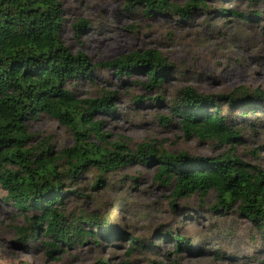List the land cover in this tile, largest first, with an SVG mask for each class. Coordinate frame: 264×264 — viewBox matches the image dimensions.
I'll return each mask as SVG.
<instances>
[{
    "label": "rangeland",
    "instance_id": "obj_1",
    "mask_svg": "<svg viewBox=\"0 0 264 264\" xmlns=\"http://www.w3.org/2000/svg\"><path fill=\"white\" fill-rule=\"evenodd\" d=\"M58 1L63 8V42L71 52L87 54L92 64L156 49L173 66L161 86L149 90L135 82H144V75L124 80L112 69L100 67L92 80L69 81L78 97L116 92L114 111L95 114L109 140H119L130 151L140 143L202 156H217L229 149L228 144L217 141L185 138L176 119L164 125L160 116H171L167 101L182 86L204 94L229 92L239 86L264 91V0H204L206 6L187 17L170 11L145 13L142 7L127 8L125 0ZM167 1L181 6L186 0ZM79 19L86 24L75 29ZM158 95L160 103L153 99ZM135 96L145 100L135 102ZM260 105L246 117L239 108L228 110L224 104L222 111L233 119L232 127L240 129L235 154L264 168V102ZM26 124L32 135L30 145L49 141L56 153L73 145L72 132L47 114ZM96 173L84 171L76 186L65 180V190L76 189L77 193L68 192L62 211L69 219L104 215L113 230L124 232L125 240L97 244L88 239L54 252L58 259L48 257V236L41 233L28 242L19 239L16 228L27 227L24 212L6 200V191L0 186V264H90L100 257L108 258L110 264L126 260L132 264H264V226L234 208L212 210L215 191L203 201L193 194L171 202V186L155 180L154 166L120 167L106 173L100 186L92 187ZM165 233L182 235L188 243L176 250V242ZM131 235L153 243L152 248L129 257L126 250Z\"/></svg>",
    "mask_w": 264,
    "mask_h": 264
},
{
    "label": "trees",
    "instance_id": "obj_2",
    "mask_svg": "<svg viewBox=\"0 0 264 264\" xmlns=\"http://www.w3.org/2000/svg\"><path fill=\"white\" fill-rule=\"evenodd\" d=\"M125 4L127 8L142 7L145 13L170 11L183 17L206 6L204 0H186L181 6L167 0H125ZM63 21L58 0H0V186L6 191V200L24 212L27 227L16 228L19 239L37 240L43 233L51 238L45 243L49 248L46 255L54 259L59 258L53 256L54 252L82 245L88 239L97 244L101 240H125L124 232L113 230L104 215L83 214L69 219L62 205L68 192L77 193L76 189L65 190V180L76 186L84 171L95 170L92 187H96L105 181L106 173L132 164L154 166L155 180L171 186V202L193 194L203 201L212 190L216 195L212 210L234 208L259 227L264 226V168L235 154L234 141L239 139L240 129L232 127L233 119L222 111L224 104L228 110L239 108L246 117L264 102V91L239 86L229 92L204 94L182 86L167 101L171 116H160L164 125L176 119L185 138L228 144L225 153H171L150 143H140L130 151L119 140H109L102 120L95 117L96 112L114 111L116 92L78 97L69 81L92 80L94 70L100 67L112 69L124 80L144 75V82H135L149 90L161 86L172 64L156 49L92 64L87 54L81 50L73 53L63 42ZM85 24L79 19L74 27L79 29ZM153 99L160 103L162 97ZM133 100L145 99L135 96ZM43 113L72 132V146L56 153L49 141L30 145L32 135L26 123ZM170 236L177 244L176 250L187 242L177 233ZM128 242L129 257L153 246L134 235ZM90 264L110 262L100 257ZM119 264L132 263L126 260Z\"/></svg>",
    "mask_w": 264,
    "mask_h": 264
}]
</instances>
